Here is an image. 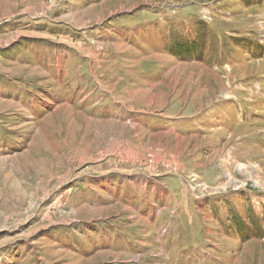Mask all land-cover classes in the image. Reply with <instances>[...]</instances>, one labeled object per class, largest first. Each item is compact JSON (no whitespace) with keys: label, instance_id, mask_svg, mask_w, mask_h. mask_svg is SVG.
I'll list each match as a JSON object with an SVG mask.
<instances>
[{"label":"rangeland","instance_id":"obj_1","mask_svg":"<svg viewBox=\"0 0 264 264\" xmlns=\"http://www.w3.org/2000/svg\"><path fill=\"white\" fill-rule=\"evenodd\" d=\"M0 264H264V0H0Z\"/></svg>","mask_w":264,"mask_h":264},{"label":"bare ground","instance_id":"obj_2","mask_svg":"<svg viewBox=\"0 0 264 264\" xmlns=\"http://www.w3.org/2000/svg\"><path fill=\"white\" fill-rule=\"evenodd\" d=\"M240 79V78H239ZM247 131V130H246ZM250 149V148H249ZM254 152V151H253ZM244 154V153H243ZM254 154V153H253ZM251 155V154H250ZM255 155V154H254ZM258 158V157H257ZM240 162V161H239ZM254 168V167H253Z\"/></svg>","mask_w":264,"mask_h":264}]
</instances>
